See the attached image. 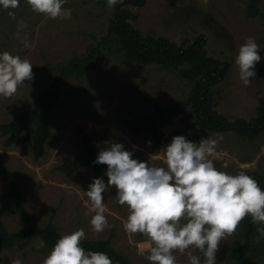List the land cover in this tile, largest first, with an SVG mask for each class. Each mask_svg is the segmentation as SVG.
Segmentation results:
<instances>
[{
	"label": "rangeland",
	"instance_id": "1",
	"mask_svg": "<svg viewBox=\"0 0 264 264\" xmlns=\"http://www.w3.org/2000/svg\"><path fill=\"white\" fill-rule=\"evenodd\" d=\"M249 0H147L143 6L130 5L135 17L134 27L143 35L150 33L167 36L178 44H188L199 34L207 38L208 53L229 63L227 75L214 85L216 110L230 119L254 118L257 106L264 97V18H251L246 13ZM261 8L264 12V0ZM64 16L51 19L32 11L27 0H19L14 10L15 19L8 10L0 8V53L28 59L33 66V79L25 81L10 98L0 97V121H9L24 112L39 99L44 87L53 79L57 67L74 54L82 53L90 43H103V54L90 67L83 81L71 78L62 86L54 111L56 127L46 144V153L36 160L31 141L21 136L15 144L7 146L0 134V161L17 170L25 203L32 216L40 223L52 221L64 234L83 229L85 238L99 239L113 236L114 246L126 253L134 264H152L146 259L153 242L141 234H128L124 223L129 215L128 206L120 205L115 198V188L103 194L105 216L110 227L101 233L92 230L90 220L95 214L84 192L92 183V167H84L70 176L56 167L63 156L76 155L85 134L97 143L98 150L110 142H118L133 153V158L148 162L150 166L166 167L164 149L171 141L168 135L179 128L189 127L187 140L196 139L195 114L183 104L192 85L175 72L159 69L153 64L122 62L123 52L109 36V24L115 6L107 0H66ZM25 28L17 37L18 22ZM248 37L260 47L261 60L256 64V77L245 86L239 79L235 57ZM30 45L26 47L25 45ZM151 99L166 106L180 104L179 113L161 129L160 143L135 137L119 122L122 117L142 115L150 111ZM205 138L216 140L220 158L214 166L228 174L258 169L264 172V130L256 139L241 137L234 131L207 132ZM9 180L0 171V214L10 230L21 227V219L12 210L5 192ZM239 230V228H238ZM220 244L216 264L232 260L237 233ZM41 239L34 237L14 249L2 253L4 264L21 259L22 264H42L51 250L39 247ZM193 254L199 253L193 251ZM177 264H188L187 253H174ZM252 264H264L262 252L251 255Z\"/></svg>",
	"mask_w": 264,
	"mask_h": 264
},
{
	"label": "clouds",
	"instance_id": "2",
	"mask_svg": "<svg viewBox=\"0 0 264 264\" xmlns=\"http://www.w3.org/2000/svg\"><path fill=\"white\" fill-rule=\"evenodd\" d=\"M64 3L66 0H27L32 11L51 19L64 16ZM117 3L123 0H107L109 7ZM0 6L15 19L19 0H0ZM25 27L22 20L18 22L17 37ZM259 53L258 43L248 37L235 57L239 79L245 86L256 77ZM32 69L28 59L7 51L0 53V97L16 94L25 81L33 79ZM216 144L212 138H201L197 143L183 135L173 136L160 151L166 167H157L134 159L121 143H108L94 161L107 165V183L93 178L84 192L95 212L90 220L93 232L110 227L103 194L113 187L118 203L128 206L125 231L142 234L153 242L146 256L152 264H177L176 252L187 253L188 264H216L221 242L234 235L248 217L259 225L255 238L259 243L264 239V190L244 171L233 175L218 170L214 166L220 158ZM83 239V229L61 236L42 264H113L104 252H86L81 246ZM43 246L41 240L39 247ZM12 264L22 261L15 259Z\"/></svg>",
	"mask_w": 264,
	"mask_h": 264
},
{
	"label": "trees",
	"instance_id": "3",
	"mask_svg": "<svg viewBox=\"0 0 264 264\" xmlns=\"http://www.w3.org/2000/svg\"><path fill=\"white\" fill-rule=\"evenodd\" d=\"M146 2L147 0H123V3L115 5V12L109 24V36L117 42L123 52L122 62L153 64L159 69L175 72L192 85L183 104L189 106L195 114L197 140L205 138L207 132L227 131H234L243 138L256 139L264 130V97L259 101L256 116L249 120L243 117L230 119L220 114L215 108L216 97L213 87L225 78L229 63L208 53L207 38L204 34H199L193 42L186 45L178 44L167 36H157L152 33L143 35L132 23L135 15L130 5L143 6ZM100 3H105V0H100ZM261 3L262 0H249L245 6L248 16L264 18ZM102 54V42L90 43L85 51L74 54L65 63L59 65L53 79L44 87L36 104L16 114L9 121H0V134L5 138V145L12 146L24 136L25 140L31 141L34 158L40 160L46 153V144L53 137V130L56 127L54 111L62 86L71 78L82 82L88 69L97 63ZM260 73L264 76V70ZM150 103L152 105L150 111L142 115L122 117L119 122L133 136H143L147 140L160 143L163 138L161 126L165 122H171L179 113L180 104L166 106L157 99H151ZM188 131V126L176 129L168 135V140L171 141L176 135H183L187 139ZM98 153L97 143L89 134H85L80 151L74 156H63L62 162L56 168L73 176L80 169L89 166L93 169V178H102L107 183V165L94 163ZM0 171L10 183L5 195L11 202L13 212L21 219V227L10 230L0 214V264H4L1 255L5 250L14 249L34 237L44 241L41 249L52 250L56 241L65 234L60 232L52 221L42 224L32 216L25 203L17 170L9 168L0 161ZM245 173L257 180L264 190V172L253 169ZM258 226L251 222L250 217L240 224L235 246L232 249V260L223 264H252L251 255L262 252L264 248V239L255 243ZM81 246L86 252H104L113 264H134L126 253L114 246L113 236L99 239L85 238L81 241Z\"/></svg>",
	"mask_w": 264,
	"mask_h": 264
}]
</instances>
